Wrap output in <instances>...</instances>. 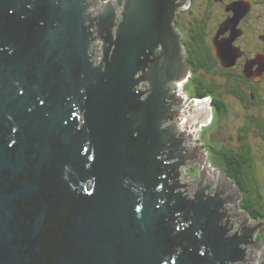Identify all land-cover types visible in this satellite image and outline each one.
<instances>
[{"label": "water", "instance_id": "water-1", "mask_svg": "<svg viewBox=\"0 0 264 264\" xmlns=\"http://www.w3.org/2000/svg\"><path fill=\"white\" fill-rule=\"evenodd\" d=\"M189 3L0 0V264H264V221L182 145L213 117L174 109Z\"/></svg>", "mask_w": 264, "mask_h": 264}, {"label": "flooded vegetation", "instance_id": "flooded-vegetation-1", "mask_svg": "<svg viewBox=\"0 0 264 264\" xmlns=\"http://www.w3.org/2000/svg\"><path fill=\"white\" fill-rule=\"evenodd\" d=\"M96 1L101 4L104 0ZM175 26L182 35L184 63L190 68V76L183 85H171L176 95L181 92L188 96L186 101L182 99V106H174V109L183 113L185 102H195L198 98L197 79L214 88L212 94L205 97L213 108L212 121L223 116L218 113L217 99L225 102L226 113L230 111L229 99L235 101L241 106L246 122L237 130L239 143L236 148L224 146L230 153L242 146L249 147L259 172L258 168L264 164V0H190L189 6L177 14ZM189 85H192L193 95L188 90ZM140 89L148 91L149 86L141 83ZM173 122L170 120L167 124ZM185 138L182 145L188 150L193 149L204 160L200 161L201 166L206 162L204 158L209 154L208 149L217 158V152L226 151L224 147L214 149L212 143L208 140L203 142L189 129L185 131ZM257 157L261 161H257ZM192 162L190 172L199 178L200 165L196 166V160ZM187 183L193 189L197 186L193 179ZM259 185L261 189L264 186ZM213 186L210 193L214 192L215 183ZM193 189L189 188L190 191ZM263 239L256 240L260 242Z\"/></svg>", "mask_w": 264, "mask_h": 264}, {"label": "trees", "instance_id": "trees-1", "mask_svg": "<svg viewBox=\"0 0 264 264\" xmlns=\"http://www.w3.org/2000/svg\"><path fill=\"white\" fill-rule=\"evenodd\" d=\"M195 85L198 91V98L209 97L208 95L212 94V91L214 90L211 84L203 82L201 79H197ZM203 89L206 90L203 91ZM217 105L219 108V115L224 116L227 111L225 102L221 99H217ZM217 154L224 165L223 169L228 177L233 179L237 183L239 189L243 192L240 201L241 208L247 211L255 222H263L264 193L262 192L259 180L257 179V169L249 147L245 148L242 146L238 151L233 153H230L227 149L224 152L219 151ZM254 193H256V196L253 199ZM257 237H264V226L260 229V233Z\"/></svg>", "mask_w": 264, "mask_h": 264}, {"label": "rangeland", "instance_id": "rangeland-1", "mask_svg": "<svg viewBox=\"0 0 264 264\" xmlns=\"http://www.w3.org/2000/svg\"><path fill=\"white\" fill-rule=\"evenodd\" d=\"M191 87L192 85H189L188 90L191 93V95H193L192 94L193 89ZM229 101L231 102V104H230V111L228 113L224 114V116H222L220 119L216 117L214 121H212L213 119L209 117V119L205 123H203L197 129L195 133V136H199L203 140V142H205L204 140H208V143H212L211 145L214 147V149H220L219 147H224L225 150H227V147H225L226 145H230V147L236 148V146L239 143V138L237 137L238 136L237 130H239L246 122L241 106L237 104L235 101L233 102L230 99ZM208 150L209 151L207 152L209 154H206V155H207L208 160L211 161L210 162L211 165L217 167L218 169L220 168L223 169L224 165L222 164L221 160L217 158L215 155H213L210 149ZM255 152H256V148H255ZM257 161H261V159L257 157ZM258 171L259 172H257L256 175L259 180V184L263 185L264 184V180H263L264 179V164L260 165V167L258 168ZM262 192L264 193V186L262 187ZM255 196H256V193L253 194V199L255 198ZM240 210L244 211V209L242 208H240ZM249 217L251 218L250 215ZM251 220L254 223H257L255 222L254 219L251 218ZM257 238L259 237L256 236L255 239ZM261 241L264 242V239ZM248 252L254 253L255 250L248 249Z\"/></svg>", "mask_w": 264, "mask_h": 264}, {"label": "clouds", "instance_id": "clouds-1", "mask_svg": "<svg viewBox=\"0 0 264 264\" xmlns=\"http://www.w3.org/2000/svg\"><path fill=\"white\" fill-rule=\"evenodd\" d=\"M208 99V98H207Z\"/></svg>", "mask_w": 264, "mask_h": 264}]
</instances>
